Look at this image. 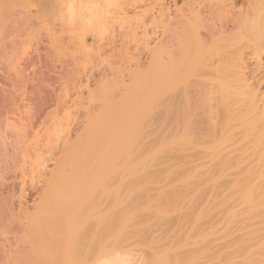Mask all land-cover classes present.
Returning a JSON list of instances; mask_svg holds the SVG:
<instances>
[{
    "label": "bare ground",
    "instance_id": "obj_1",
    "mask_svg": "<svg viewBox=\"0 0 264 264\" xmlns=\"http://www.w3.org/2000/svg\"><path fill=\"white\" fill-rule=\"evenodd\" d=\"M28 1H31V0H28ZM28 1L25 2L24 4L27 5L26 3H28ZM33 1H31V5L28 6L29 8L32 6ZM37 1H39V2H35V3L41 2L40 0H37ZM47 1H49V2H47ZM52 1L56 2V0H52ZM52 1L46 0V3H45V1H42L43 3L41 2L42 4L39 5V7L41 9L39 11L34 9L35 13H36V11L38 12V16L41 13L40 17H39L40 19L37 18V20L39 19V20H41V22H39V20L34 21L32 19L33 23H35L36 21L39 22V24H35V25L41 26L40 23L42 24L44 22V20L46 21L45 23L47 24L49 22V19H50V21H51L50 23H52L53 28L50 27L51 25H48V26L45 25L44 26L45 23H43V26L45 28H46V26L48 27V29L44 28L45 31H48L50 28H52V31H54L53 29H57V30L60 29L59 28L60 26H58V24H60L61 26H62V24H64L65 27H66V25L72 26L70 19L73 20V18L74 19L76 18L75 21L73 20L74 23H76L78 20H81L83 18V17H81L83 14L86 16V13H87V15L89 13V15H88L89 17L86 16V18H88V19H86L84 17V19H86V20H84V22L86 21L85 24L87 26H85V27H88L89 30L92 27V29L90 30V33L84 34V32L86 31V30H84V29H86V28H84V26L82 28L83 30H81V28H80L81 32L82 31L83 32L79 33L80 32L79 27H81V25H85V24H81L79 26L80 23H84V22H80V21H78V22H80L78 25L77 24L75 25L73 23L74 26H79V27L75 28L74 26H72L75 28V30L77 29L76 31L79 30V32H78L79 36L77 35L78 33H76V32H75L76 33L75 37H74V35L73 36L70 35V34H74V33H70V32H74V30H70V29H72V27L69 29V28H67L68 26L66 27L67 29L63 27V29L61 30L62 32H63V30H64V32H65V30H68V29L70 30V32H69V30L67 32V33H69V35H67V39L63 38L64 35L62 36V34H60L61 31L56 30L57 33H55L56 32L55 31L53 33V35L56 34L57 36L54 35V37H52L51 31H50L51 33L49 31L45 32L47 34V36L49 35V37H52V39L54 41H57L58 35H61L62 37L59 36L60 40L58 39V41H61V44H63V43H65V44H63L62 45L63 47H62L60 42H58L59 44L56 43V46H53L52 48L47 47V48L51 49L54 53L52 51L51 52L44 51V54L41 53V54H43V57L44 56L46 57V55H51L49 53L56 54L55 51L60 53L59 52L60 49L66 51V48L67 49L69 48V44H72L76 39L77 43L75 42V44H77V45L74 44L76 47L75 46L73 47V44H72V47L70 45V48L68 49V51L70 53L73 52L74 54L75 53L78 54L79 53L78 51H80V50H81L80 52L82 54L87 55L89 53V55H87L88 58L86 55H85L86 58L84 56L82 57L85 59L84 62L81 58H80L81 60L76 59V57L80 53L78 55L76 54L77 56L75 55L74 57L76 60H78V63L82 62L85 64V66H84V64H82L84 66V68H83L84 71L86 69L85 68L86 65L88 67V65L90 64V70H88L90 72V76H89V73L88 74L86 73L87 70L85 72L84 71L80 72L78 70H80L81 68L80 69L77 68L78 70L75 68L77 66L78 67L79 66L83 67V66L81 65V63L77 65L76 61H74L75 59H72L73 56L71 57V55L73 53L70 54L69 52H68L69 54L67 53V55H69L70 57L69 56L67 57V55L65 56L64 51H62V52H64L63 55H62V52L59 54L62 57L56 56V55H52L53 57L52 56L46 57V58L50 57V59L45 60V61H47V64H45L46 63L45 62L44 65L45 66L48 65L49 62H51L50 61L51 59L55 61V59H53L54 57H56V58L59 57V59L60 58L62 59L64 57L63 60H66L65 58H69L68 61L73 60L70 62L71 63L74 62L77 66H75L74 63H72V64L70 63L71 65H69V63L67 61L68 66L69 67L72 66V68H70V70L72 71L74 69V70H77L78 73L80 72L78 77L81 75V73L84 72L83 73L84 75L77 78L78 79V82L76 81L77 85H78V83H81V82L83 83V81L88 83V85H89L91 83V81L94 80V77L96 75V74L94 75L93 72H97V73L100 72L102 75L103 74L105 75L106 74L105 69L108 68L110 71V67H111L110 72H112V69L114 71V69H115L114 67H116L114 65L116 64V62L118 60L116 62H114L112 59L115 58L114 55L117 52H119L121 49H124L122 42L128 41L127 46L123 43L126 46L125 50L128 47H133L134 44H136V42L139 43L138 41L141 40V39L138 40L139 38H137V37H140V35H139V33H137L136 30L139 29L141 31V29H144V31H142V32L145 33V30L146 31L148 30V29H146L147 27L149 29L152 28V26H153L152 24H154L153 20L157 21L158 25L155 26L156 29L154 27H153V29H155V30L151 29L154 32L148 30L149 32H151L152 35L155 36V38H151L152 35H150V33H149V36L151 39L148 37L147 40H146V38L144 40V37L141 36V37H143L142 40H144V42H145L144 45H146V43L148 44L149 41L151 43L154 42V45H152L151 43H150L151 45L148 44L149 46L143 45L144 54H147V56H148V57L144 56L145 62L147 59H149V60H147V62L149 61L150 64L151 63L155 64L160 69L165 67L164 68V70H165L168 68L167 71L170 72V74H169L170 78H169V76L167 78L171 79L172 82H173V80H175L174 82H176V81H179L180 79H182L181 75H180L181 72H185V77L187 74L190 73L189 75H192V78L194 76V79H196V80L200 76L199 77L200 80L199 79H198V81H196L194 79L192 80L193 82H198V84L197 83L191 84L189 82L191 84V86H189V84H188V87L183 92H181V95H179V97L181 99H183L187 102L186 107L189 106V108H187V110H190V109H192L191 107H193V110L195 109V111H196V108L198 109L197 106L199 104L201 107L200 109L203 113V114L200 113V114H202L201 117H197L198 122H196V119L194 120L196 123L195 124L196 127H195L194 123L190 122L188 124H190L192 129H193V127H195L194 129L199 128L197 131H199L201 134H203V136H201V137L202 138L204 137L207 139L208 143L205 142V144H207V145H205L206 149H208L207 147H210V146H208V144H211V146L213 144V146H214V144H216V143L223 144L224 141L229 143L228 145L225 144L228 147L226 153H225L226 147L224 146L225 149L224 148L221 149V146H220L221 151L220 150L217 151V152H219L217 154V157L214 156L216 158L213 157L214 159L210 160V161L214 160L212 162L213 164H211V162L208 160L210 162V164H209V162L207 160H204V158H202V159L206 162H203V160L201 161L204 164L199 162L200 164H202L201 168H203L204 165H206L204 167L203 171H205V170L207 171L212 165L214 166V167L212 166L210 168V170H208L209 175H208L207 179H208V185L209 186L211 185L209 187L210 191H211V187H213L212 190H214V191H215L214 187H217V188L219 187V189L222 188L223 187V186H221L222 183L219 185L217 182L218 181L222 182L226 176L229 177L228 175H230V177L232 178L231 180L230 179L228 180L226 178L228 180V182H227L228 185L225 184L223 181V183L226 186V187L225 186L224 187L226 189L227 188L228 189L225 191V193H224V189L223 190L221 189L223 192L222 198L223 197L224 198L223 199L218 198V199H219V201L222 200L224 203L222 204L221 201L220 202L218 201V203H216L217 201L214 200L217 205L219 203H221V204H219L221 206L218 205L219 209H220V207L224 208L223 205L225 204L224 209L226 212L222 211L223 212L222 213L220 210V212L222 213V214H220V216H223V214L226 213L227 215L226 214H224V215L227 217L226 218H225V216L222 217L223 219L224 218L226 219V220L224 219L225 224L223 223L224 220L222 218L221 219L219 218L220 220H223V222L221 221V223H220L222 226H219V228H217L218 226L216 225V228L218 229V231H220L221 236L219 235L220 236V237H218L219 239L217 238L218 239L217 243H215L214 241H213V243H214V245H216V247H219L221 249L230 250V252H228L229 256L227 258L235 264L236 263L237 264H264V95H262V93L264 94V92H262L261 95H259L260 94L259 91L257 92L258 86L264 80V74L262 75V72H264V70H261V69H264V68H262L264 66H262L263 63H259V62H262L261 60L263 59L262 57H261L262 59H260V57H259L261 54H263L262 53L263 50H260V51L258 50L259 52H261V54H259V52L257 51L259 54V56L257 55L258 59L257 60L254 59V62H252V63L250 62L251 64L254 65V63H256V61L260 60L257 62V64L258 65L261 64L259 66H262V67L260 69L258 67V70H261L258 72V71H256L257 70V68H256L257 64L255 65L256 67L254 66L255 68L254 67L251 68V67H249L251 64L248 65L247 63H249V62L245 60V58H247L246 54L249 55V53H251V55L252 54L254 55L251 57L256 58L255 57V55L257 54L256 51L254 52L255 53L254 54L253 52H250V51L248 53H246L247 51L245 50L246 51L245 52L244 49H241V48H240L241 49L240 50L239 47H243V46H241V45L238 46L239 43L237 44L236 39L233 38L235 36H233L231 34V33H233V30H235V28H236L235 26H237L236 24H238V20H237L238 16L237 15L236 16L234 15V17H236V19H234V17L232 18V16H233L232 14L229 16V13H232L233 12L232 10H234V8H233L235 5L234 0H214L213 5H211L212 7L209 6L210 5L209 3H208L209 5L207 4L208 1L206 3H204V0L200 1L201 3L203 2L202 5H199V4H201L199 2V0H183L184 3H182L183 4L182 8H181V5H178L179 0H178V2H177V0H77V1L75 0L76 2L74 0H71V1H74L73 3L70 0H69L70 3L68 2V0H65V1H67L68 7L66 6V3L65 2L64 3H65L66 8H69L68 10H66L65 8L59 7V6L65 7V6L61 5L62 3H60L62 0H59V2L57 0L59 6H56L57 2L53 3ZM175 2H177V4ZM64 3H63V5H64ZM54 4L56 7L53 6ZM171 4H173V5L176 4L177 7L176 6H174V7H175V9L177 8V10L173 11L174 10L173 7H172L173 10H171L170 9L172 6ZM204 4H205V6H203ZM33 5H34V3H33ZM145 5H147V7L149 6V9L147 7H145ZM49 6H50V8L55 7L53 9L55 11L52 12V14H50V16L53 15L52 17L56 18V16L59 17L60 14L62 15V17L65 15L63 18L59 17L61 20L62 19L65 20L63 22H66V18L68 19V17H70L67 20L70 24L62 23L61 20H57L59 18L54 19L53 21L51 20L50 16H49L50 18H48L49 12L47 11V9L50 10V13L52 11L49 8ZM39 7L37 9H39ZM205 7H209V8L205 9ZM33 8H35V7L33 6L32 9ZM43 8H44V10L47 11L46 12L47 16H41L44 14ZM57 8H58V10H60V9L64 10L65 9L64 10L65 14H63V10H60V11L56 10ZM139 8L140 9L143 8V9L140 10ZM145 9L146 10L148 9V10L144 12ZM41 10H43V11H41ZM114 10L119 11V12L116 11L118 13V15L115 14L116 12ZM56 11H58L57 14H59V15H56ZM66 11L67 12L69 11L68 12L69 16H68ZM111 11L115 12V13H112V15H110ZM129 11H131V12L135 11V12L132 14ZM136 11L137 12L139 11V13L140 14L142 13V14L140 16H138L139 14ZM27 12H28V9H27ZM31 12H32V10H31ZM31 12L29 11L28 14L25 12L26 16H24V17L27 18V15L30 19L33 16L38 17V16H36L37 13L35 15V14H32L33 12L32 13ZM127 12L129 14H131L132 16H135V18H132V16L129 15ZM53 13H55V14H53ZM119 13H121V15ZM135 13H137L136 14L137 16L135 15ZM46 14H44V15H46ZM114 14L119 16V17L122 16V17H120V20L121 21L124 20L125 24L128 23V25H126L125 27H124L125 24L123 25V27H124L123 29H126L123 31L129 32V30H130V33L132 35L130 33L129 34L132 36V38L133 39L137 38V41L134 40V42L132 39L133 46H129V40H131L130 39L131 36L129 35L128 37H130V38L128 39L127 38L128 34L126 35L125 32H122L123 33L122 34L118 30V32L120 33L119 35H117L118 34L117 32H116L117 34L114 32L118 37H120V38L126 37V39H128V40L124 39L125 41H122L121 43H119L121 41L120 38H118L119 40H116L117 39L116 35H114L115 36L113 38L114 40L109 38V37H112L111 34H107L109 29L111 28L110 27L111 23H112V25H114V30L111 28L113 31H115V28L117 30L118 28H120L122 26V22H120L121 24L119 23V21H120L118 19L119 17L118 18L115 17ZM146 14L147 15L149 14L148 16L151 17V18L148 17L147 20L152 19L151 21L153 23L149 20V22H151L152 24L149 22L146 23V19H145ZM54 15H56V16H54ZM223 15L229 16V18L231 17L233 20L230 18L232 20L231 21L230 19H228V17H225V18H227V21H226V23H224L225 22V21H223L224 18L219 17V16H223ZM42 17H45V18L47 17L48 20L45 18L43 19ZM106 17L107 18L109 17L112 20H109V19L106 20ZM114 17L117 18V20H119L118 23L116 22L115 19L113 20ZM123 17H125V18H123ZM137 17L138 18L140 17L138 21L136 20V19H138ZM205 17H206V19H205ZM15 18H17V17H15ZM129 18H131V20L135 19L136 24L133 23L134 21H132V23H130L131 20ZM222 18H223V20H222ZM34 19H36V18H34ZM210 19L212 21H210ZM240 19H241V17H240ZM240 19H239V23H242L241 22L242 19L241 20ZM24 20L26 21L27 19L24 18ZM244 20H247V19H244ZM27 21H30V20H27ZM59 21H61V22L59 23ZM108 21L110 23V26L108 24ZM114 22L116 23L118 28L116 27ZM243 22H245V21H243ZM148 23L152 26L149 27ZM26 24H28V23H26ZM30 24H31V22H30ZM119 24H120V27L118 26ZM144 24L147 27H145ZM35 25L33 24L34 27H36ZM33 26H32L33 29L31 28L32 32L35 31V33H36L39 30L41 31V29H42L41 28L42 26L41 27L37 26L38 28H40L38 30H36L37 28H34ZM139 26L140 27L142 26L143 28L142 27L140 28ZM88 28H87V30H88ZM121 29H122V27H121ZM133 29H136V30H133ZM28 30H30V26H29ZM42 31H43V29H42ZM134 31L136 33H132ZM64 32H63V34H65L64 37H66L67 33L66 32L64 33ZM110 32H108V33H110ZM39 33L40 32H38V34ZM124 33H125V35H124ZM40 34H44V33H40ZM46 34L41 35L40 37L44 36L43 37L44 40L46 37L48 41L50 40L49 41L50 44H52V45L55 44L54 41H53V43L51 42V40H52L51 38L48 39ZM88 34L90 36L92 35L89 39V40H92L91 41L92 43H89V41L87 40V38H89ZM135 34H137V35L135 36ZM133 35H134V37H133ZM229 35H231V38L226 40V37ZM107 36H108V38H107ZM60 37L63 38L64 40L61 39ZM70 37H72L71 39H73L74 41L70 40ZM55 38H56V40H55ZM220 38H224L225 40L222 39L223 40L222 41ZM38 39H39V37H38ZM68 39H69V41H68ZM219 39L222 41V43L220 42ZM47 40H45V41L42 40V42L38 40V44L40 42V44L43 45V42L45 43ZM62 40H63V43H62ZM151 40H154V41H151ZM68 42H72V43H68ZM132 42L130 41V45H132L131 44ZM66 43H67V45H66ZM87 43H89V45ZM142 44L140 45V43H139V45H140L139 47L142 48ZM42 45H41V47H42ZM47 45L52 46V45H49V43ZM47 45L45 44V46H47ZM57 45L60 49L57 48ZM65 45L68 47H65ZM137 45H135L134 48H132L131 52L129 51V49H131V48H129L128 51L122 50L121 53L119 52L120 54L119 53H117V54L121 55L123 57V59L128 58V59L133 60L132 63H134L135 65L133 64L134 66H130L131 65V63H130V65H129L130 68L135 67L134 69H139V68L142 69L143 67H145V64H144V61H142L140 59V58L143 59V57L141 56V52L138 51V52H140L139 53V55L141 56L140 57L137 54L138 52L136 53V51L135 52L133 51V49L134 50L137 49V47H138ZM45 46L41 48L42 52H43V49L45 50ZM89 46H90L91 50L88 48ZM150 46H152V48ZM235 46H237L238 48ZM54 47H56L55 49H57V50L53 49ZM64 47H65V49H64ZM86 47H87V50L85 51L84 49ZM219 47H224V49L222 48L223 52L221 51V55L219 57L217 55L218 58H216L213 61L210 58L211 52L213 51V48L216 49ZM71 48L72 49L78 48L79 50L77 51L75 49L77 51V52H75V50L73 49L74 51L71 52ZM112 49L114 51H116V49H117V52L114 53V51H112ZM37 50H38V46H37ZM46 50H48V49H46ZM5 51H6V48H5ZM82 51H84V53ZM107 51L113 52L112 55L113 54L114 55L111 56V57H113L111 59V61H113L115 64L113 62L106 60V58H109V59L111 58V57H109L111 55V53L109 54V56L105 55V54H108ZM143 51H142V54H143ZM46 52L48 54H46ZM85 52H88V53H85ZM58 53H57V55H58ZM38 54L36 51L35 55L37 56ZM209 54H210V56H209ZM43 57H42V59H43ZM78 57H81V56H78ZM249 57L250 56H248V58ZM46 58H44V59H46ZM250 58L248 60L251 61ZM86 59H88L89 63L86 61ZM118 59L123 61L122 58H118ZM125 59H124V61H125ZM128 59H127L128 63L131 62V60L129 61ZM39 60H40V58L38 59L37 63L40 65H43V64L39 63ZM63 60H60L62 62L58 63V64L63 63L62 65L58 66L59 68L62 67V69L60 68L61 70H63V66L65 63V62H63ZM209 60H211V61H209ZM104 61L106 62V65L104 64L105 63ZM40 62H42V61H40ZM85 62H87L88 64ZM110 63H112V64L110 65ZM117 63H119V62H117ZM126 63L127 62L125 61L124 64H126ZM124 64H123V66H124ZM146 64H148V63H146ZM44 65H43V67L40 68L41 70L47 69L46 67H48V66L45 67ZM120 65H122V62H121V64L119 63V66L117 65L118 67L122 68L123 66H120ZM159 65L160 66L163 65V67H160ZM32 66H34V65L32 64ZM68 66L66 67V63H65V67H64V69L66 68L65 71L68 69ZM73 66H75V67L73 68ZM112 66H114V67H112ZM126 66L128 68V64H126L123 68H126ZM166 66H167V68H166ZM39 67L40 66H38L37 69H35V67H34V69L37 71V70H39ZM53 67H57V65L56 66L53 65ZM118 67H116V69ZM42 68H45V69H42ZM127 68L125 70H127ZM133 68H131V69H133ZM24 69H23V72H24ZM51 69H53V68H51ZM103 69L105 70V73H104V71H102ZM129 69H128V71H130V73L132 74L133 70L131 72V70H129ZM19 70H21V69H19ZM70 70H69L68 74L70 73V75H71V73L72 74L74 73L71 76V80H73V81H71V84L75 86V83H73V82H75L74 75H76L77 72L75 73L74 70H73V72H71ZM119 70H117V71H119ZM125 70H124V72H125ZM36 71L34 73H36ZM39 71H37V72L39 73ZM63 71H59V72H63ZM121 71H123V70H120V72ZM163 71L160 70L161 73ZM187 71H189V72H187ZM48 72H49V70H48ZM64 72H63V74L65 75ZM107 72H108V70H107ZM114 72H112V74ZM136 72H137V70H136ZM28 73H29V71H28ZM34 73H32V74H34ZM45 73H47V72H41L40 71L39 74H41L40 76H42L43 74L46 76L47 74H45ZM126 73L130 74L127 71H126ZM126 73H124V74L127 75ZM260 73H261V76L259 75ZM56 74H58V73H56ZM66 74H67V72H66ZM99 74H97V75H99ZM118 74L120 75V77H121V75H124L123 73H118ZM131 74H130V76H131ZM202 74L204 77H201ZM205 74H208V75L206 76ZM26 75H27V73H26ZM28 75L30 76V74H28ZM34 75H36V74H34ZM44 75L42 77H45ZM125 75H124V77H126ZM209 75H211V76H209ZM40 76L38 75V77H40ZM52 76H51V78H53ZM66 76H63V78H65ZM100 76H97V77H100ZM103 76H101L99 79L101 80ZM109 76L112 77L113 75H110V73H109ZM116 76L119 77L118 75H116ZM116 76L115 77L113 76V77L116 79ZM35 77H37V76H35ZM38 77L36 78L37 80L39 79ZM48 77L50 78V76H48ZM48 77H46L45 79H47ZM105 77H108V75L107 76L105 75ZM113 77H112V79H113ZM128 77H129V75L127 76V79L126 78L125 79L128 80ZM177 77H179V80ZM190 77L188 78L189 80H190ZM209 77L213 78V81L209 80V84L212 81V84H210L212 86H210L207 83V81H204L205 79H208ZM41 78H40V80H41ZM129 78H131V77H129ZM172 78H173V80H172ZM201 78L203 80H201ZM23 79H25V78H23ZM27 79L29 80V78H27ZM33 79L34 78L31 79L32 82H34ZM36 79H34V80H36ZM118 79L119 78H117V80ZM121 79H122V77L119 79V81H121ZM125 79H122V80H125ZM209 79H211V78H209ZM40 80H38L37 83H39ZM81 80H83V81H81ZM117 80H115V81H117ZM45 81L46 80H43V83ZM125 81H123V82H125ZM200 81L203 83L205 82L208 87L207 86L205 87L203 84H200L201 83ZM35 82L33 84H35ZM86 83H83V84L86 85V87H87L88 85ZM72 85H70V86H72ZM80 85H82V84H80ZM84 85H82V86L84 87ZM11 86L13 87V85L10 84L9 87L11 88ZM40 86H41V84H40ZM89 86H91V85H89ZM223 86H225L226 88L225 87L223 88ZM214 87H216V88H214ZM261 87H263V85ZM10 88H9V90H10ZM74 88H76V87H74ZM0 89H3L5 91L7 90V89L1 88V87H0ZM221 89L222 90L227 89V90L222 91ZM260 89L261 88H259V90ZM13 90H14V88H13ZM5 91H3L4 94H7V92H8L7 96L10 95L11 97H6V95L3 94L6 98L2 95L5 99L3 98L4 100H2V101L0 100L2 102V103L1 102L0 103H1V105L6 106L5 104H7V106H8L12 102L10 100L15 99L16 97L15 98L12 97L13 96V95H11L12 92H9L8 90H7V92H5ZM229 92H230V94H229ZM12 94H14V93H12ZM19 94L17 95L18 97L21 95V94L20 95ZM36 94H34V96ZM2 96H0V97H2ZM41 96L43 99L41 97H38L41 99V100L39 99L40 101L44 100L45 99L44 97H46L47 95H45L44 97H43V95H41ZM7 98H9V99L11 98V99L9 100ZM35 98H33L34 101L32 99L29 103H34L36 101L35 103L37 105L38 99L36 98L37 99L36 100ZM178 98L176 97V99H178ZM48 99L49 98L46 97V102ZM6 100H9L10 103L9 104L6 103V102H8ZM3 101H4V103H3ZM16 101L17 102H14V101L12 102V107H13V103H16V105H18L19 102H21V101H19V99H17ZM22 101H24V100L22 99ZM174 101H175V103H177V105L180 103L178 100L176 101L175 98H174ZM44 102H45V100H44ZM44 102H40V103H42L40 107H39L40 103H38L37 107L39 110L37 112L35 111V113H34V112L30 111L31 113H33L34 119L32 120L29 118V119H27V122H26L27 124H25V125L23 124V126H25V127L29 126V128H27V129L24 128V130H23V128L21 127L20 129H22L23 131L20 132L21 131L20 130V131H17V133H15V132L12 133L15 128L17 129V126L15 125L16 126L15 127L13 122H14V120H16L17 118L22 117V116H19V114H16V115H18L17 117H16V115L14 116L16 118L10 117V118H12V120L10 122L9 121L10 115L7 116V113H11V112L7 111V113L5 114L4 111L6 109L3 110V108H1V110H2L1 113L5 114L6 119H9V120H7V122H6L4 117L1 118L3 116V114L0 113L1 114L0 115L1 116L0 117V144L1 145L3 144V146H0V264H58L57 261L59 260L61 262L60 259H61V257H63V255L65 256L67 254L77 253L81 257L88 256V254L91 253L92 250L94 249V245L96 244V242L101 243L107 239L106 236L108 235L107 234L108 233V229H107L108 228V222L106 223L105 219H104L105 223H103L104 221L102 222V224L99 222L101 224V226L98 225L99 226L97 229L98 231L96 230L98 232V234L95 232L96 235H94L92 230H91L92 231L91 233H93V234H89V231H90L88 229L90 226L89 222H90V220H92L93 216H92L91 210L89 208L88 201L86 200L87 191L91 187L89 185H91V181L93 178L92 175L94 172H92V171H94V170L96 171L97 167H99V169L101 171L104 170V166H105L104 161L106 159L105 156H103V155H105L104 151H102V153H103L102 155L101 154L98 155V156L101 155L102 159H101V156H100V158L99 157L97 158L96 157L97 154L88 150L89 148L86 149L83 153H80V154L75 153V150H71L74 147L72 148L71 146H73V144H75L76 139L73 138V140L70 142L72 143L74 141V143L71 144L68 140L70 138H68V137L65 138V139L68 138L66 140L65 144H64V138H63V140L61 139L62 142L60 140H58L63 144L64 147L61 145H60L61 147L56 145L58 143V141L54 138H53L54 139L53 140L52 135L54 137V134L57 131L60 132L62 130L61 129V128H63L62 123L66 119L63 118L64 120H62V118H61L60 122H59V120H57V119H60L59 117L55 119L59 122V124L62 125V126L61 125L59 126L60 128L57 126L58 127V128H56L57 130L54 129L56 127V125H53L54 119H53V122L49 121L50 122L49 123L48 122L49 118H48L46 121L48 123V125H46L47 123L46 124L44 123L46 116L43 117L42 112L44 111L45 104H47L46 106H48L50 101H48L49 103L47 102L45 104H44ZM63 102L67 103L68 100L67 101L65 100ZM35 103L32 105H35ZM26 104H27V101H26ZM172 104H174L173 101H172ZM190 104H192V105H190ZM195 104H197V106ZM25 105L21 106V107L24 108ZM36 105L34 107L32 106L34 108L33 110H37ZM177 105L175 104V106L178 109ZM10 106L11 105L8 106L7 110L9 109ZM18 106H16V107L18 108ZM26 106H28V105H26ZM195 106H196V108H194ZM16 107L13 109L15 110ZM35 107H36V109H35ZM27 108H29V107H27ZM27 108L26 109L21 108V109L23 111H27L28 110ZM91 108L87 107L88 110ZM14 110H10V111L13 112ZM18 110H20V109H18ZM22 110H20V114H22L21 113ZM30 110H32V109L30 108ZM81 110H84V109H81ZM88 110H87V113L85 112L86 113L85 116L87 117V119L84 116V118L86 120L85 121L80 120L81 121L80 123L81 124L83 123V127L81 126L80 123H79V125H73V124L76 123L77 120H79V117H83L82 115L85 114V113H83L84 111H82V115L79 116L77 120L74 119L75 122L72 123V126H77V127H74L75 129L76 128H78V129L82 128L83 129L82 131H84V132L88 131L89 127L92 126V125H88V124H92V121L94 120V118L97 117L98 115H100V114H98L97 109H95L96 112L93 111L94 110L93 108L91 109L92 111L91 110L88 111ZM183 110H184V108H183ZM16 111H17V109L15 110V112ZM100 111L102 112V110L99 109V113H101ZM195 111H193L194 114L196 113ZM197 111H199V110H197ZM15 112H13V114H15ZM186 112L189 114V111H186ZM16 113H19V111H17ZM198 113H196L195 118H196ZM29 114H27L28 115L27 118L30 116ZM40 115L44 118V120ZM41 118H42L43 124L41 123V120H40ZM66 118L68 120L70 117L68 118V116H67ZM198 118H200V119H198ZM80 119H83V118H80ZM192 119H194L193 115H192ZM18 120H20V118ZM29 120L33 121V123L28 122ZM39 120H40V123L42 124V126L44 124L46 125V127L43 126L42 129L45 128L44 129L45 131H47V132L49 131L48 133L45 132L47 134H45L42 131V129H41V131H39L40 130V128H38L40 125ZM50 120H52V119H50ZM199 120H201V121L199 122ZM68 121H70V119ZM72 121H70V122H72ZM16 122H19V121H16ZM16 122H15V124H16ZM36 122L39 124V125H36V127L39 130L34 127V130L32 129L33 132L35 133L34 134L31 130V128H33L34 125L31 126V124H35ZM64 122H67V121H64ZM70 122H67L66 124H69ZM84 122L87 123L88 129H86L87 127L85 128ZM8 123L10 126L8 125ZM24 123H25V120H24ZM55 123H56V121H55ZM86 123H85V125H86ZM93 123L95 124V121ZM51 124L54 127V128L52 127L53 129L48 127V126H52ZM66 124H65V126H66ZM191 124L194 126H192ZM95 125L97 126L98 124H95ZM8 126H9V128L7 129ZM65 126H64L63 131L66 130ZM72 126L70 127V124H69L67 127L73 128ZM79 126H81V127H79ZM12 127H13V129L11 130L12 132H10L9 129ZM50 129L52 131H50ZM75 129H73V132L78 130V129H76V130ZM232 129H235V130H232ZM70 130H69V132L72 133L71 132L72 130L71 131ZM231 130H232V132H231ZM79 131H80V133H83L81 131V129ZM217 131H218V133H217ZM225 131H226V133H225ZM39 132L44 133V135L50 136V140L46 136V138H47V140H49V142L43 137L42 133H41L42 135L39 136ZM50 132H52V134ZM59 132H58V134H59ZM67 132H68V130L66 131V134H67ZM191 132H192V130H191ZM80 133H78V131H77V134H75V133L74 134L72 133V134L75 135V138H77V136L81 135ZM62 134L63 133H61V135L59 134V138H62L61 137ZM72 134H67V135L72 136ZM204 134H205V136H206V134L208 136L205 137ZM64 135L65 134H63V136ZM213 136H214V138H216L215 141L211 138ZM104 138H105L104 135H102V139H104ZM42 139H44L48 143H46ZM71 139H72V137H71ZM88 139H90V138H88ZM217 139H222V140L224 139V140L223 141L220 140L219 142H221V143H219L218 141H216ZM50 141L54 142V144L56 143L55 146L52 144H50L52 146L45 145V144H49ZM102 141L103 140H101V138L98 139V137L95 141L96 143L98 142V145L97 144L96 145L99 148V150L103 148L104 144L106 143V139H105V141H103V142ZM204 141H206V140L204 139ZM204 141L202 142V144L204 143ZM212 141H214L216 143H212ZM44 142H45V144H44ZM68 142L71 144V146ZM68 144H69L71 149L70 148L68 149V147H69ZM218 144H217V146H218ZM65 145H66V147H65ZM230 146L233 147L234 150L231 148L233 151L230 149ZM216 147L214 146L213 149H215ZM66 148L69 151L74 152V153L72 154L70 152V154H69V151L66 153V151H67ZM235 148H236V151H235ZM90 149H91V147H90ZM206 149H205V151H207ZM202 151H204V149ZM105 152H107V151H105ZM208 152L209 151H207V153ZM215 152H216V150H215ZM234 152H235V154L233 155ZM207 153H206V155H207ZM231 153H232V156H231ZM209 154H211V153H209ZM219 154H221V155L223 154V157L221 155L219 157ZM214 155H216V154H214ZM210 156L211 155H209V158H210ZM94 157H96L97 162L100 159L99 165L96 164L97 167L94 164V163H96V161H94L95 160ZM206 157H207V159H209L208 156H206ZM221 157H222V161L220 160ZM217 158L219 159V160H217V165L219 167L221 166L220 167L221 170L219 169V167L216 166L215 159H217ZM192 159H194V158H192ZM190 161H191V159H190ZM207 162H208V166H207ZM214 162H215V164H214ZM195 163L197 165V162L194 161V164ZM93 165H94V168H93ZM215 167H217V168L215 169ZM80 168L83 169L82 170L83 174L81 173L82 176L78 175L81 178H78L77 176L74 175L75 176V179H74L73 175H71V174H74V171H72V170H76V169L80 170ZM212 168L215 171H212L210 173ZM198 169H200V168H198ZM234 169H236V172ZM238 169H240L239 173H241V175L243 177L238 176V175H240L239 173L237 174ZM69 171H72V172L70 173ZM232 173H234V175H236V174L237 175L231 176ZM202 175H204V174L202 173L200 176H202ZM206 176H207V174H206ZM221 178H222V181L219 180ZM103 180H104V182L102 181V185L101 184L100 185L102 188L101 190L106 195V192H107V183L106 182L107 181L105 182V179H103ZM221 190H220V192H221ZM207 191H208V189H207ZM218 192H219V190L216 191V193H218ZM210 193L208 192L207 194L210 195L209 197H211V194H212L213 198L215 197L214 199H216L217 195L219 196V193L217 195L214 194L215 192H213L211 194ZM220 197H221V195H220ZM233 197L234 198L239 197L238 199L236 198L238 200L236 203L233 202V201H235V199ZM207 198H208V196H207ZM231 198L233 199V201L230 203V201L232 200ZM103 199L105 200L106 198L104 197ZM212 200L210 199V201L209 200L208 201L211 202ZM208 201H207V203L209 204ZM105 202H106V200H105ZM212 202H211V204H212ZM103 203L104 202L100 203L101 204V206H100L101 211L100 212H102V213L105 211V209H107V204H103ZM211 204H210V206H212ZM218 206H217V208H215V210H217V213H218ZM213 207H216V206H212V209L209 207L210 210H214ZM106 212H107V210H106ZM220 220H218V221L220 222ZM219 222L217 223L218 225H220ZM91 225H92V222H91ZM209 226H211V225H209ZM211 229L212 228H210L209 230L211 231ZM79 233L81 235L83 234V236H81ZM78 234L81 236V238H82L81 240L77 239ZM102 244H103L102 246L104 247L105 243L103 242ZM105 254H107V253H105ZM86 258H84V259H86ZM103 258H104V260H103ZM103 258H102V261L106 262V256H104ZM108 262H109V260H107L106 263L108 264ZM82 264H84L83 261H82Z\"/></svg>",
    "mask_w": 264,
    "mask_h": 264
},
{
    "label": "rangeland",
    "instance_id": "obj_2",
    "mask_svg": "<svg viewBox=\"0 0 264 264\" xmlns=\"http://www.w3.org/2000/svg\"><path fill=\"white\" fill-rule=\"evenodd\" d=\"M27 1L28 0H0V85L2 84L0 87L5 88L9 92L14 93V94L11 93V95H13L12 97L13 98L16 97L17 99H19V101L22 102V103L19 102V104L17 103L19 106L16 105V103H13V107H12V102L13 101L17 102L16 101L17 99L15 98L13 100H10L11 98L10 99L7 98L10 101H12L11 104H9L10 101L6 100V101H8L6 103L11 105L9 107V109L7 110L9 105L8 106H7V104H5L6 106L1 105V103H2L1 101L4 100L6 97H11V96L10 95L7 96L8 95L7 90L5 91L3 89H0L2 91V92L0 91V94H1L0 96H2L4 94L3 91L7 92V94H4V95H6V97L3 95L5 98L3 96L0 97V100H1L0 101L1 102L0 103V106H1L0 107V113L2 112L1 108H3V110L6 109L4 111L5 114L7 113V111L11 112L13 114V112H15L16 109H17V111H19V113H16L17 112L16 111L15 114H13V115L11 113H7V116L10 115L9 118L10 117L13 118L16 114H19V116H22V117H19L20 120H18L19 118H17L16 120L13 119L14 120L13 124H14V126L15 125L17 126L18 130L15 128L16 126L15 127L13 126L15 128L13 130V132L11 131L13 129V127L9 129L10 132L17 133V131H20V130H21L20 132H22L24 130V128L25 129L29 128V126L25 127V126H23V124L24 125L27 124L26 122H27V119H29V118L32 120L34 119V115L31 112H34V113H35V111L37 112L39 110L37 107L38 103L44 102V100H45L44 104L47 103L48 101H50V103L48 102L49 103L48 106H46L47 104H45L46 109L44 108L45 112L44 111L43 112L46 115L42 112V116L43 117L46 116L44 123L45 124L47 123L46 121L48 118H49L48 122L49 121L53 122V119H54L53 125H56V127L54 128L52 124H51L52 126H48L50 128L53 127L54 129L58 128L61 125V124H59L61 118H62V120L66 119L64 121H67V122H70L73 120L72 122L69 123L70 127H71L72 123L75 122L74 119L77 120L78 117L82 115V111H84L83 113H85V112L87 113V110H88L87 107L88 108L92 107L94 109L93 110L94 112H96L95 109H97L98 114H100V115L95 117L96 119L94 118V120L92 121V124H88V125H92L89 127V129H88L87 123L84 122V126H85V128L87 127L86 129H88V131L84 132V131H82L83 129L80 128L81 131L83 132V133H80V131H79L80 129L76 128V129H78L77 130L78 133H80L81 135L80 136L76 135L77 138H75V135H73V134L74 133L77 134V131L73 132V129H75L74 127H77V126H72L73 128H69V127H67L69 124H66L67 122L63 121V123H62L63 126L61 125L63 128H61L62 130L60 132L65 134V135L63 136V134H62V136H61L62 138H59V134L61 135V133L59 131H57L54 134V137L52 135V139L54 138L57 141L58 140L61 141V139L63 140V138H64V144H65V142L68 138H70V139H68L69 142L72 141L74 138L76 140H75V144H73V146H71V144L74 143V141L72 143L70 142L71 144L68 142L70 144V146L72 148L73 147L74 148L71 149L69 144H68V146H69L68 149L70 148L71 150H75V153L80 154L89 148L88 150L97 154L96 155L97 158L98 157L100 158V156L103 154L102 151H104L105 155H103V156H105V158H106L104 161L106 167L103 165L104 170L101 171L99 169V167L96 166V164L99 165L100 159L97 162L96 157H94V159H95L94 161H96V163H94V164L97 167V169H96V171L95 170L92 171V172H94L92 175L93 178H92V181L90 180L91 185H89V186H91V187L87 191V198H86V200L88 201V205H89V208L91 210L92 216H93L92 220H90V222H89L90 223V226L88 228L90 230V231L88 230L89 234L94 233V235H96L95 232L98 234V232H97L98 231L97 229L99 227L98 225L101 226L103 221H104L103 223H105V220H106V223L108 222V228H107L108 229V233H107L108 235L106 236L107 239L105 241H103L105 243V245L103 247L102 246L103 242H101V243L96 242L92 252L89 253L88 256H86L87 258L81 257L77 253L67 254L65 256L63 255V257L60 256L61 262L57 259L58 264H61V263L62 264H82V261L84 264H107L106 263L107 260H109L108 264H235L227 258L229 256L228 252H230V250L221 249L219 247H216V245H214V243H213V241L215 243L218 242L217 241L219 239L218 237H220L221 234L217 228H219V226H222L220 224L221 221L223 222V220L227 217L224 215L226 213L223 214V216H225L224 219L222 218L223 216H220V214L223 213L222 211L226 212L224 209L225 204L223 205L224 208L220 207V209H219V206H221L219 204H221V203L218 204L219 206L216 203H218L219 199L222 198V193H223L222 190L224 189V193H225V191L228 189V188L227 189L225 188L226 187L225 184H227L228 180L229 179L231 180L232 178L230 177V175H228L229 177H227V176L225 178L223 177L224 178L223 181L225 184L223 183L222 178L219 179L222 182L218 181L217 183L219 185L222 183L221 186H223V187L220 189H219V187L218 188L214 187L215 191L212 190L213 187H211V191H210L209 187L211 185L210 186L208 185V179L207 178L209 175L208 170H210V168L213 165L212 166L210 165L211 167L207 170L208 172L206 170L203 171L204 167L206 165H204V167L201 168L202 167L201 165L204 164L201 162L203 160L202 158H204V160H207V161L208 160L210 161L211 159L216 158L217 154L219 153L217 151H219V150L221 151V149L224 148V146L226 147V150H225V153H226L227 148H228L226 145H228L229 143L224 141L223 144H218V143L214 142L216 138H214V136H213V137H211L214 140V141H212V143H216V144H214L215 147L218 144L219 147L217 146L216 147L217 149L216 148L213 149V147H214L213 144H212V146H211V144H208V146H210V147H207L208 149H206L205 145H207V144H205V142L208 143L207 139L203 137L206 140V141H204V139L201 137V136H203V134H201L199 131H197L199 128L194 129L196 127V125H195L196 123L194 120L196 119V122H198L197 117H201V115L203 114L201 109H200L201 107L199 104H198V106H197V104H195L198 107V109L196 108V106L194 107V108H196V111H195V109L193 110V107H191L192 109L187 110V108H189L188 105H187L188 107H186L187 102L179 97V95H181V92H183L188 87V84H189V86H191V84H194V83L198 84V82L192 81L194 79V76L192 78V75H189L190 73L189 74L186 73L188 76L186 75V77H185V72H181L180 75H181L182 79L179 80V77H180L179 76V77H177L179 81L174 82L175 80H173V78H172V80H173V82H172L171 79L167 78L168 76L170 78V75H169L170 72L167 71V69H168L167 66H166L167 69H165V70H164L165 67L162 68L164 70L163 71L162 69L157 67L155 64H153V63L150 64L149 61L147 62V60H149V59H147L145 62L144 56L145 57H148V56H147V54H144V51H143V48H144L143 45L145 44L144 40H145V38H146V40L148 37L150 38L149 33H150V35H152V34L148 30L152 31L151 29H153V27L156 29L155 26L158 25L157 21L153 20L155 25L152 24L153 23L151 21L152 19L151 20L149 19L152 23L149 22V20H147L148 17L149 18H151V17L148 16L149 14L148 15L146 14V16H147V17L145 16L146 23L147 22L151 23L153 26L150 25L149 23H148V26L149 27L152 26V28L149 29L144 24V26L147 27L146 29H148L147 30L148 32L145 30V33L142 32V31H144V29H141V31L139 29H138L139 31L136 29H133V30H136L137 33H139L140 37L141 36L144 37V40H142L143 37H141V38L137 37V38H139L138 40H140V39L142 40V41L140 40L141 42L138 41L140 43V45L143 43L142 48L139 47L140 46L139 43L136 42V44H134V46L138 44L137 45L138 47L136 46L137 49L136 50L133 49V51L134 52L136 51V53L138 51L141 52V56L143 57V59L142 58H140V59L142 61H144L145 67H143L144 69L143 68L142 69L141 68L134 69L135 67L134 68L131 67V68H133V69H131L129 67L130 63H131L130 66L135 65L134 63H132L133 60L127 58L129 61L131 60V62L128 63L127 59L124 58L125 61L127 62L126 64H128V68L126 66L127 70H125L126 68H123L126 65V64H124L125 61H124L123 57L119 54L121 53L122 50L128 51L129 48H131V49H129V51L131 52L132 48H134L133 42H134V40L137 41V38H134V39L132 38V36H131L132 34L130 33V30H129V32L123 31V30H126L123 28L126 25H128V23L125 24L124 20L123 21L120 20V17H122V16H120V17L117 16L118 15L117 12H119V11L116 10L117 11L116 12L114 10L116 13L111 11L110 15H112V13H115V14H117V15L114 14L115 17H117V18L119 17L118 19L120 21L117 20V18H115V17L113 18V20L115 19L117 23H118V21H119V23L122 22V26H121L122 29L120 27L121 23L118 25L120 28H118L116 23L114 22V24L116 25V27L118 29L116 30V28H115V31H113L114 25H112V23H111V26H110V23L108 21L109 26L113 29L112 30L110 28L108 32H110V31L111 32L110 33L107 32V34L112 35V37H109V38L114 40L113 39L115 37L114 35H116L117 33H118L117 35H119L120 33L125 32L126 35L128 34L127 38L129 39L130 37H128V36L131 34L130 35L131 40H129V46H133V47H128L125 50L126 46L128 45L127 44L128 41L127 42L125 41L128 39H126V37L125 38L123 37L125 35V33L122 36L123 38H120L116 35V38H117L116 40H119L118 38L121 39V41L119 43H121L122 41H125V42H122L124 49H121L119 51L120 53L117 52V49L119 47L116 49V51H114L112 49V51H114V53H116V52L119 53V54L116 53L115 55L113 54L115 57L114 59H112L113 57H111V56H113L112 51L111 52L107 51L108 54H105V55L109 56V54L111 53V55L109 56L111 58L110 59L106 58L107 61L116 62L118 60L117 62H119L120 64L122 62V65H120V66H123V64H124V66L122 67L123 69L118 67L119 63H117V62H116V64L114 62L113 63L115 64L114 66L118 67L120 70H123V71L120 72V70L118 68L116 69V67L112 66L115 68L114 69L115 72L112 69V72H114L113 74H112V72H110L111 67H110V71L108 68L105 69L106 70L105 75L106 76L108 75V77H105L104 74H103L104 75L103 76L100 72H99L100 74L97 72H93L94 75L99 74L97 76L101 75L103 77L100 80L99 78L101 76L97 77L95 75L96 78L94 77V80L91 81V83L89 84L91 86H89L88 83L81 80V81H83V83H86L88 85L87 87L82 82L78 83V85H77V82H78L77 78L84 75L83 73L86 70H87L86 73L87 74L89 73V76H90V72L88 71V70H90V64L88 65V67L86 65V67H85L86 69L84 71L83 68H84L85 64L79 61L81 63V65L84 64V66L82 65L83 67H81V66L78 67L77 65L80 63H78V60H76V59L81 58L84 62L85 59L82 57L84 56L86 58V56L89 55V53L85 52V53H88L87 55L82 54L80 52L81 50L78 51L79 50L78 48L77 49L73 48V49L74 50L76 49L81 55L79 53H78L79 55L77 53L74 54L72 52V51H74L72 48H71V52L73 54L70 53L68 51V49L70 48V45H71V47H72V44H73V47L75 45H77V44H75L76 39L74 38L75 39V41H74L73 39H71L72 37H70V40H72L74 42L73 43L68 42V43H72V44H69V48L68 49L66 48V51L61 50L57 45V48L60 49L59 52L61 53L62 51H64L65 56L67 55L68 52L70 54H72L71 55V57L73 56L72 59H75L74 56L76 54L78 56H81V57H78L76 55L77 57L74 61H76L77 65L74 62H72V63H74L75 66H77V67L73 66V68L74 67L76 69L81 68L80 70H78V69L77 70L80 72L84 71L78 77L80 72L78 73L77 70L73 69L75 71V73L76 72L78 73V74L76 73L77 76L74 75V80H75V82H73V83H75V86H74L71 84V81H73V80H71V76L74 73L73 74L71 73V75H70V73L68 74L70 68H72V66L69 67L67 64V61L69 60V58H65L66 60H63L64 57L62 59L61 58L59 59V57H57V58L54 57L53 59H55V61L51 59L50 60L51 62H49V64L46 65L48 67H46L44 65L45 62H46L45 64H47V61H45V60L50 59V57L46 58L48 56L56 55V56L62 57L61 55H59L60 53H58L57 51H55L56 54H53L54 52L51 49H49V48H52L53 46H56V43H58V42H60V44H61V41H58L59 36H61V35H58L57 41H54L52 39V37H54V35L57 36L56 34L53 35V33L57 29H53L54 31H52L53 27H52V23H50L51 22L50 19H49V22L47 24L45 23L46 22L45 20H44V22L43 21L42 22L45 23L44 26L45 25H47V26L51 25L50 27H52V28H50L48 31L52 32V33L50 32L52 34V37H49V35L47 36V34L45 33V32H48V31H45V29L46 28L48 29V27L46 26V28H45L43 26V23L42 24L40 23V25L42 27L39 25H35V24H39V22H41V20H39L41 13L39 12L40 14L38 16V12L36 10L39 11L41 9L39 7V5L43 3L42 1H45V3H46V0H40L42 3L41 2L35 3V2H39V1L31 0L33 2H32V6L30 8L28 6L31 5V1H28V3H26L27 5L24 4ZM62 1L60 2V3H62L61 5L65 6V3H66V6H67V1H65V0H62ZM74 1H71V2L73 3ZM200 1H202V0H199V2ZM47 2H49V1H47ZM52 2L54 3L55 1H52ZM56 2H57V0H56ZM58 2H59V0H58ZM58 2L56 3V6H59ZM68 2H69V0H68ZM177 2H178V0H177ZM177 2H175V3L177 4ZM206 2H207V4L208 3L210 4V5L208 4L210 7H212L211 5H213L214 0H204V3H206ZM33 3H34V5H33ZM63 3H64V5H63ZM182 3H184L183 0L182 1L179 0L178 5H181V8L183 5ZM176 4L175 5L171 4L172 6L170 9L171 10L174 9L173 11L177 10V8L175 9V7H174V6H176ZM202 4H203V2L199 5H202ZM234 4H235L233 7L234 10H232L233 12L231 11L232 13H229V16L232 14L233 15L232 18H233L234 15L235 16L237 15L238 16L237 17L238 24H236L237 26H235L236 28H235V30H233V33H231V34L233 36H235L233 38L236 39L237 44L239 43L238 46H240V45L243 46V47H239V49L241 48V49H244V51L246 50L247 51V52L245 51L246 53H248L249 51L254 53L256 51V53H257L255 55L256 58L251 57V56H254L253 54L251 55V53H249V55L246 54L247 58H248V56L251 57V58L249 57L251 59V61L248 60L249 58L248 59L245 58V60L249 62V63H247L248 65L251 64L252 62H254V59L257 60L258 59L257 55L259 56V54H261V52H259V51L263 50L262 51L263 54H261L259 56L260 59H262V58L263 59L261 60L262 62H259V63H263L262 66H264V0H236V1L234 0ZM33 6L35 8L32 9ZM37 6L39 7V9H37L38 8ZM50 6H49V8H50ZM53 6H55V4ZM66 6L65 7L59 6V7L65 8L66 10H68L69 8H66ZM203 6H205V4ZM145 7H147V5H145ZM172 7H173V9H172ZM54 8H50L52 10L51 13H50V10L47 9V11L49 12L48 18L51 17L52 21L54 19L59 18V17L63 18L65 16L64 15L62 17L61 14L59 17L56 16V15H59V14H57L58 11L63 10L60 8H59L60 10H58V8L56 9V10H58V11H56V15H54V16H56V18L52 17L53 15L50 16V14H52V12L55 11V10H53ZM147 8L149 9V6ZM207 8H209V7H205V9H207ZM27 9H28V12H27ZM34 9H36L35 11H36L37 15L34 12ZM142 9H140V10H142ZM31 10L33 13L31 12ZM43 10H44V8H43ZM43 10H41V11H43ZM64 10H63V14H65ZM147 10L145 9L144 12ZM29 11L38 17L33 16V17H31V19L28 17V15H27V18L24 17V16H26V13L27 14L29 13ZM47 11L44 10L43 11L44 14H46ZM68 12H67V14L69 16ZM129 12L133 14L135 11H133V12L129 11ZM137 13L139 14L138 16H140L142 14V13L140 14L139 11ZM137 13H135V15ZM44 14L41 16H47V14L46 15H44ZM53 14H55V13H53ZM119 14L121 15V13H119ZM83 15L81 16V17H83L82 18L83 20L82 19L81 20L77 19V20L80 22H84V20L88 19V18H86V16H88L89 13H88V15L86 13V16L85 15L83 16ZM129 15H131V14H129ZM226 15L225 16L224 15L219 16V17L224 18V20L222 18V20L225 21L224 23H226V21H227V18H225V17H228V19L231 18V17L229 18V16H226ZM15 17H17V18H15ZM84 17L86 19H84ZM109 17L108 18L106 17V20H108V19L112 20V19H110L111 17L110 18ZM240 17L245 22H243L240 19ZM24 18L27 20H30V21H27V20L25 21ZM34 18H36V19H34ZM37 18H39L38 19L39 22H37L38 21ZM42 18L44 19L45 17H42ZM48 18L46 17L45 19L48 20ZM60 18L57 20H61ZM69 18L70 17H68V19ZM123 18H125V17H123ZM132 18H135V16H132ZM139 18L136 20L138 21ZM32 19L34 21L35 20H37V21L35 23H33ZM68 19L66 18V22H63V21H65L64 19H62L61 21H62V23L70 24L67 21ZM129 19L131 20V18H129ZM205 19H206V17H205ZM234 19H236V17H234ZM239 19L241 20L242 23H239ZM244 19H247V20H244ZM73 20L75 21L76 18L75 19L73 18ZM73 20L70 19L72 26H74ZM136 20L133 19L130 21V23H132V21H134L133 23L136 24L135 23ZM61 21H59V23ZM210 21H212V20L210 19ZM30 22H31V24H30ZM77 22L74 24L78 25L80 23V22H78V23ZM26 23H28V24H26ZM85 23H86V21L84 23H80L79 26L81 24H85ZM33 24L36 27H34ZM28 25L30 26V30H31L32 26L34 28H37L36 30L40 29L38 27H41L43 29V31L41 29L42 32L40 30L38 32L44 33V34H40V33L38 34V32L35 33V31L32 32V30L31 31L28 30L29 29ZM123 25H124V27H123ZM58 26H60L59 27L60 29H58L57 31H61L63 29V27L66 28L68 25H66V27H65L64 24H62V26L60 24H58ZM72 26H68L67 28L70 29ZM79 26H74V27L77 28ZM83 26H84V28H86V29H84V30H86L84 32V34L90 33V30L92 29V27L89 30L88 27H85V26H87L85 24V25H81V27H79V30H80V28H81V30H83L82 29ZM74 27H72V29H70V30H74V32H70V30L69 29L68 30L70 33H74V34H70V35H72V36L74 35V37H75V34L78 33L79 30L76 31L77 29L75 30ZM87 28H88V30H87ZM155 29H153V30H155ZM68 30H65V32L67 33ZM81 30L79 33L83 32V31L81 32ZM118 30L120 33L118 32ZM57 31L55 33H57ZM61 32H60V34H62V36L63 35L65 36V34H63L64 30L62 33ZM114 32L115 33L117 32V33L115 34ZM152 32H154V31H152ZM79 33L77 34L78 36H79ZM132 33H136V32L134 31ZM45 34L48 37V39L51 38L52 39L51 42L53 43V41H54L55 44H53V45L50 44V42H49L50 40L48 41L47 38L45 37V40H47V41L45 43L43 42V45L45 46V44L47 45L49 43V45H52V46H48V45L45 46V50L43 49V52H42L41 48L44 46L42 44H40V42L38 44V40L41 42H42V40L45 41L43 38L44 36L40 37L41 35H45ZM67 35H69V33L66 34V37L63 36V38L67 39ZM136 35L137 34H135V36ZM91 36L89 35L88 36L89 38H87L89 43H92L91 42L92 40H89ZM38 37H39V39H38ZM133 37H134V35H133ZM227 37H226V40L231 38V35H229ZM63 38H61V39H63ZM107 38H108V36H107ZM151 38H155V36L152 35ZM132 39H133V42H132ZM220 39L222 40L224 38H220ZM55 40H56V38H55ZM63 40H62V43H63ZM221 40H220V42L222 43L223 40L222 41ZM68 41H69V39H68ZM130 41L132 42L131 43L132 45H130ZM151 41H154V40H151ZM89 43H87V44L89 45ZM150 43L151 42L149 41L148 42L149 45H151V44L154 45V42L151 44ZM63 44H65V43H63ZM63 44H61V46ZM148 44L146 43V45H148ZM41 45H42V47H41ZM66 45H67V43H66ZM66 45H65V47H68ZM146 45H144V46H146ZM37 46H38V50H37ZM47 47H49V48H47ZM65 47H64V49H65ZM150 47L152 48V46H150ZM235 47H237V46H235ZM5 48H6V51H5ZM55 48L56 47H54L53 49H55ZM88 48L90 49V46ZM222 48L224 49V47H219L216 49L213 48V51L211 52V57H210L213 61L221 55V51L223 52ZM46 49H48L49 51ZM55 50H57V49H55ZM76 50H75V52H77ZM84 50L86 51L87 47ZM36 51H37V54L39 53L37 55L38 57L35 55ZM44 51H47V52L52 51L53 53H49L51 55H46V57L45 56L43 57ZM142 51H143L144 55L142 54ZM257 51L259 52V54ZM47 52H46V54H48ZM64 52H62V55ZM82 52L84 53V51H82ZM140 52L137 53L138 56H140L139 55ZM41 53H43V54H41ZM57 53H58V55H57ZM217 55H218V57H217ZM41 56L43 57V59ZM68 56L69 55H67V57ZM116 56L118 58H122L123 61L119 60ZM209 56H210V54H209ZM213 56L214 57L216 56V57L214 58ZM39 58H40L39 63L43 64L49 70V72L51 74L48 72L47 69L46 70L40 69L41 67H43V65H40L37 63ZM44 58H46V59H44ZM87 58H88V56H87ZM111 59L113 61H111ZM60 60H63V62L66 63V67L68 66V69H67L68 71L67 70L65 71L66 68L64 69L65 63L63 66V70L65 72L63 70H61L62 67H60L61 69L58 67L59 65L63 64V63L58 64V63L62 62ZM40 61H42V62H40ZM70 61H73V60H70ZM70 61H68L69 65L72 64ZM86 61L89 63L88 59H86ZM209 61H211V60H209ZM258 61H260V60H258ZM258 61H256V63H254V65L251 64L249 67H251V68L254 67ZM87 62H85V63H87ZM146 63H148V64H146ZM32 64L34 66H32ZM104 64L106 65V62ZM111 64L112 63H110V65ZM53 65L54 66L57 65V67H53ZM259 65H261V64H259ZM259 65L257 64L256 65L257 67L255 66L257 68L256 71H258V72L261 70H264V69L258 70V67H259V69L262 67ZM38 66H40L39 70L41 72H47V73H45V74H47L46 76L43 74L45 77H42L43 75L40 76L42 73L39 74L40 73L39 70H37V71H39V73L35 70L38 68ZM34 67H35V69H34ZM50 67L53 69H51ZM160 67H163V65ZM22 68L23 69L25 68L24 72H23ZM32 68L36 71V73H34L35 71ZM262 68H264V67H262ZM19 69H21V70H19ZM42 69H45V68H42ZM128 69L131 70V72L133 70L132 74L130 73V71H128ZM58 70L63 71L65 73V75L63 74V72H59ZM73 70L72 71L70 70V71L73 72ZM105 70L103 69L102 71H104V73H105ZM107 70H108V72H107ZM117 70H119V71H117ZM124 70H125V72H124ZM136 70H137V72H136ZM160 70L163 72L161 73ZM28 71H29V73H28ZM116 71L118 73H123V74L126 73V71H127L131 74V76L128 73H126L127 75L124 74L126 77H124V75H121L122 79H125V78L127 79L128 75L131 78L128 77V80L125 79L126 81L122 80V79H121V81H119V79L121 77ZM66 72L68 75L66 74ZM187 72H189V71H187ZM26 73H27V75H26ZM32 73H34L36 75H34ZM56 73H58V74H56ZM109 73H110V75H113L114 77L116 75H118L119 77L116 76V79H115L112 76L114 79L113 80L112 77L109 76ZM28 74H30V76ZM263 74H264V72H262V75ZM38 75L40 77H38ZM205 75L207 76L208 74H205ZM259 75L261 76V73ZM25 76L27 78H29V80ZM35 76H37L39 78L38 80H40V78L42 77L41 80L39 81V83H37L38 80L36 79L37 77H35ZM48 76H50V78L52 76L53 77V78H51L52 80ZM63 76H66L67 78L65 77L66 78L65 79V78H63ZM209 76H211V75H209ZM46 77H48V78L45 79ZM189 77H190V80L188 79ZM199 77L197 78V80L196 79H194V80L198 81ZM201 77H204L203 74L201 75ZM23 78H25V79H23ZM32 78L36 79V80L33 79L34 82L36 81L35 84H33L34 82H32V80H31ZM117 78H119V79L117 80ZM209 78H211V79H209ZM209 78L204 80V81H207L208 84H209V80L213 81L212 77H209ZM42 79L46 80V81L43 83ZM115 80H117V81H115ZM201 80H203V79L201 78ZM123 81H125V82H123ZM212 81L210 82V84H212ZM10 84L13 85V87L11 86V88H10L9 87ZM40 84H41V86H40ZM80 84L84 85V87ZM200 84H203L205 87L207 86V84L205 82L204 83L201 82ZM70 85H72V86H70ZM262 85H263V87H261ZM210 86H212V85H210ZM74 87H76V88H74ZM224 87L225 86H223V88ZM9 88H10V90H9ZM13 88H14V90H13ZM214 88H216V87H214ZM259 88H261V89L259 90ZM257 89H258L257 92L259 91V93H260V94L258 93L259 95H261V93L264 92V80L260 83V85L258 86ZM223 90L225 91L227 89H223ZM18 94L21 97L20 96L18 97L17 96ZM34 94H36V95L34 96ZM40 94L43 95V97L45 95H47L46 97L49 98L47 100V102H46V97H44L45 98L44 100L40 101L41 99L38 98V97L42 98V96ZM229 94H230V92H229ZM262 95H264V94L262 93ZM35 97L38 99L37 105L35 103L36 101L34 102L36 107H37V110H33L34 109L33 107L35 105H32V104H34V103H29ZM176 97L177 98L179 97V98L176 99ZM174 98L176 101L178 100L180 102V103L178 102L179 103L178 105H177V103H175ZM22 99L24 101L26 100L27 104H26V101L24 102V101H22ZM65 100L66 101L68 100V102L67 103L63 102ZM33 101H34V99H33ZM172 101L174 102V104H172ZM3 103H4V101H3ZM23 104L28 105V106L25 105V107L26 108L29 107V108H27L29 111L28 110L27 111L22 110V109H26L25 107L24 108L21 107V106H24ZM41 104L42 103H40L39 107L41 106ZM175 104L178 106V109L175 106ZM190 105H192V104H190ZM16 106H18V108ZM15 107H16V109L14 110L13 108H15ZM36 107H35V109H36ZM182 107L184 108V110ZM30 108L32 110H30ZM98 108L100 110H102V112L100 111L101 113H99ZM18 109L22 110L21 111L22 114H20V110H18ZM81 109H84V110H81ZM91 109H89V110H91ZM10 110H14V111L12 112ZM197 110H199V111H197ZM184 111L185 112L189 111V114L187 112H186L187 113L186 114ZM193 111H195L196 113L199 112L197 114L196 118H195L196 113L194 114ZM86 113L82 115L83 117H79V120H77L76 123H74L73 125H79V123L81 122L80 120L85 121L87 119V117L85 116ZM190 113L193 115L194 119H192V115ZM200 113H202V114H200ZM1 114H3V113H1ZM5 114H3L2 117L1 116L0 117L1 118L4 117L6 122H7V120H9V119H6ZM27 114H29L32 118L30 116L27 118V116H28ZM17 116L18 115H16V117ZM67 116H68V118L70 117L69 118L70 121H68L69 119L67 120V118H66ZM84 116L86 119L84 118ZM16 117H14V118H16ZM58 117L60 118V119H57V120H59V122L57 120H55ZM12 118H10V120H9L10 122H11ZM42 118L40 119L41 123H42ZM80 118H83V119H80ZM50 119H52V120H50ZM198 119H200V118H198ZM24 120H25V123H24ZM40 120H39V123H40ZM43 120H44V118H43ZM16 121H19V122H16ZM55 121H56V123L57 122L58 123L56 124ZM94 121H95V124H98L97 126L93 123ZM200 121L201 120H199V122ZM15 122H16V124H15ZM28 122L33 123V121H30V120ZM190 122L194 123V125H195V127H193V129L190 126V124H188ZM36 123L31 124V126L34 125L33 128H31V130L32 129L34 130V127H35L36 129L40 128V130L39 129L38 130L41 131L43 126L46 127V125H48V123H47L46 125L44 124L42 126L43 123L42 124L40 123V125L42 126L41 127L38 123L37 124ZM85 123L87 126L85 125ZM65 124H66V126H65ZM8 125H9V123H8ZM36 125H39V127L37 128ZM194 125H192V126H194ZM9 126L7 127V129L9 128ZM64 126L66 129L65 131H63ZM81 126L83 127V123L81 124ZM81 126H79V127H81ZM21 127L23 128V130L20 129ZM44 129H42V131L44 133L47 132ZM33 130H32V132H33ZM67 130H68V132L70 130L73 133L72 134L70 132L69 133L67 132V134H72V136L71 135L68 136L66 134ZM191 130H192V132H191ZM232 130H235V129H232ZM232 130H231V132H232ZM50 131H52V130L50 129ZM58 132H59V134H58ZM41 133L42 132H39V136H41L43 134V137L46 140H47V138H49V140H50V136H47V135H44V133H42V134ZM47 133H45V134H47ZM50 133L52 134V132H50ZM217 133H218V131H217ZM225 133H226V131H225ZM101 134L104 135V137H105L104 139H102ZM46 136H47V138H46ZM204 136H205V134H204ZM206 136H208V135L206 134ZM66 137H68V138L65 139ZM71 137H72V139H71ZM97 137H98V139L101 138V140H103V141H105V139H106V143L105 144L103 143L104 146L102 149H100L101 151L97 147L98 142L97 143L95 142ZM88 138H90V139H88ZM42 140H44V139H42ZM49 140H47V141L49 142ZM220 140H222V139H217L216 141L219 142ZM52 141H50L49 144H45V142H46L45 141L44 144L49 145V146H52V145L55 146L56 143L54 144V142H52ZM60 141H58L59 144L58 143L56 144L59 147L63 146V144L61 143L62 141L61 142ZM203 141H204V143L202 144ZM48 142H46V143H48ZM219 143H221V142H219ZM50 144H52V145H50ZM0 146H3V144L2 145L0 144ZM220 146H221V149H220ZM65 147H66V145H65ZM90 147H91V149H90ZM231 148L233 149V147L230 146V149ZM68 149H67L66 153L69 151ZM203 149H204V151H202ZM205 149L209 152L207 153V151H205ZM215 150L217 153L215 152ZM105 151H107V152H105ZM235 151H236V148H235ZM70 152L71 151H69V154H70ZM71 153L73 154L74 152H71ZM206 153H207V155H206ZM209 153H211V154H209ZM99 154H101V155L98 156ZM208 154L211 155L210 158H209ZM214 154H216V155H214ZM234 154H235V152L233 153V155ZM220 155L221 154H219V157H220ZM206 156H208L209 159H207ZM214 156H216V157H214ZM221 156L223 157V154ZM231 156H232V153H231ZM191 157L194 159H192ZM222 157L220 159L221 161H222ZM101 159H102V156H101ZM190 159H191V161H190ZM204 160H203V162H206ZM217 160H219V159L218 158L215 159L216 166L219 167L217 165ZM194 161L197 162L198 166L196 165V163L194 164ZM213 161H210L211 164H213L212 163ZM199 162H201L202 164H200ZM208 162H207V166H208ZM210 162H209V164H210ZM214 164H215V162H214ZM217 167H215V169ZM220 167H219V169L221 170ZM93 168H94V165H93ZM198 168H200V169H198ZM240 169H238L237 174L239 173ZM82 170H83L82 168H80V170L79 169L72 170V171H74V174H71V175H73L74 179H75V176H77L78 178H81L78 175H81V173L83 174ZM234 170L236 172V169H234ZM72 171H69V172L71 173ZM212 171H215V170L212 168L210 173ZM201 172L204 175L200 176L202 174ZM206 174H207V176H206ZM239 174H240V175H238L239 177L242 176L241 173H239ZM236 175H234V173H232L231 176H236ZM103 179H105V182L107 181L106 182L107 183L106 195L101 190L102 189L101 188L102 181L104 182ZM207 189H208V191H207ZM217 189L219 190V192H218L219 196L217 195L218 193H216V191H218ZM220 190H221V192H220ZM212 191L215 192L214 194H216L218 196L217 197L215 195L216 199H214L215 197L213 198V196L211 194V193H213ZM208 192L209 193L211 192L210 193L211 197H209L210 195L207 194ZM220 195H221V197H220ZM207 196H208V198H207ZM104 197L106 198L105 199L106 202L103 199ZM236 198L237 197L234 198L235 201H233V199L231 198L232 200L230 201V203L232 201L234 203H236L238 201L237 199L239 197L237 199ZM210 199L211 200L213 199L212 201L214 203L211 201L212 202V204H211V202H209ZM214 200H216L217 202L215 203ZM207 201L209 202V204L207 203ZM220 201L222 202V204L224 203L222 200H220ZM101 202H104L103 204H107V209H105V211L103 212L104 214L102 212H100L101 211L100 210L101 209L100 208ZM210 204L212 206H216V207H213L214 210H210V208L212 209V206H210ZM217 206H218V213H217V210H215V208H217ZM106 210H107V212H106ZM220 210L222 213L220 212ZM219 218L220 219L222 218L223 220H220ZM218 220H220V222ZM225 220L223 222L224 224H225ZM91 222H92V225H91ZM218 222L220 225L217 224ZM209 225H211V226H209ZM216 225L218 226L217 228H216ZM210 228H212L211 231L209 230ZM91 230L93 231V233H91L92 232ZM79 234L77 236V239L81 240L82 239L81 236H83V234L82 235L80 234L81 236ZM105 253H107V254H105ZM102 256L103 257L106 256V262L102 261V258H103ZM84 258H86V259H84ZM103 260H104V258H103Z\"/></svg>",
    "mask_w": 264,
    "mask_h": 264
}]
</instances>
